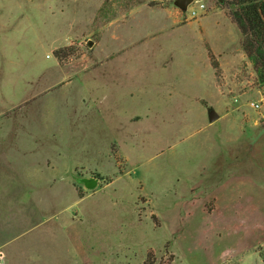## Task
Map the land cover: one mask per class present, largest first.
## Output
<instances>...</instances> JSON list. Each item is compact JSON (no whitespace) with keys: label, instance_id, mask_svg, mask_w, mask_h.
<instances>
[{"label":"rangeland","instance_id":"obj_1","mask_svg":"<svg viewBox=\"0 0 264 264\" xmlns=\"http://www.w3.org/2000/svg\"><path fill=\"white\" fill-rule=\"evenodd\" d=\"M198 4L0 0V264H264V81Z\"/></svg>","mask_w":264,"mask_h":264},{"label":"trees","instance_id":"obj_2","mask_svg":"<svg viewBox=\"0 0 264 264\" xmlns=\"http://www.w3.org/2000/svg\"><path fill=\"white\" fill-rule=\"evenodd\" d=\"M235 8L231 17L244 36L243 48L264 81V0H227Z\"/></svg>","mask_w":264,"mask_h":264},{"label":"crops","instance_id":"obj_3","mask_svg":"<svg viewBox=\"0 0 264 264\" xmlns=\"http://www.w3.org/2000/svg\"><path fill=\"white\" fill-rule=\"evenodd\" d=\"M214 23H215V28H213V30H215L214 31L215 35H213V36H218V35H221V34L223 36V33H220V31H219L221 26H222L220 24V18L216 19ZM230 23H233V22L230 21ZM90 45H92V43H90ZM243 55H246V53L243 52V54L241 56H243ZM223 59L224 60L227 59L229 61L230 60L231 61L234 60V59L228 58L227 55H225L224 53H223L222 60ZM221 65L223 66V62H221ZM199 77H201L200 74H198V78ZM220 119H221V117L219 116L218 119H216L215 121L220 120ZM263 119H264V115H263V118H252V119L251 118H230L229 117V119L227 121V125H228V128H227L228 133H227V135L230 136L229 141H233L230 144L238 141L239 139H245V140H243L245 142L246 141L249 142L250 140L251 141L255 140V142L253 144H249V143L246 142L248 144V147H250L251 152H254V153L256 151L257 152H259V151L262 152L261 150H259V147H260V142H261L260 139L262 138L261 129H262V127H264V120ZM235 127H236L237 131L235 133H233V129ZM230 129L232 130L231 133L229 132ZM246 134H249V135L246 136ZM240 136H241V138H239ZM236 143H238V142H236ZM243 147H245L244 144H243ZM230 151L233 153V147L231 145H229L228 151L226 152L227 156H229V154H231ZM237 151H238V149H237ZM243 167H244V169H246V171L249 172V169H250L249 164H245V165H243ZM251 170H254V168H251ZM228 187H229V185H227L226 188H228ZM230 191L231 190L227 191L228 195H227V198H225L226 199V209H227L226 211H229L230 204L234 203V197H238V194L236 192H234V191H233V194L230 195V193H231ZM231 197L233 199H230ZM232 205H234V204H232ZM256 210H258V209H256ZM231 211H233L232 212L233 215H236V214L238 215L239 214V212L235 208L231 209Z\"/></svg>","mask_w":264,"mask_h":264},{"label":"water","instance_id":"obj_4","mask_svg":"<svg viewBox=\"0 0 264 264\" xmlns=\"http://www.w3.org/2000/svg\"><path fill=\"white\" fill-rule=\"evenodd\" d=\"M194 0H178V4L183 7L186 8L189 6V4H191ZM222 2V0H220ZM210 120L211 121H215L216 119H218L219 114L217 111L215 110H211L210 113ZM82 182L85 184V187L88 189H94L95 187H97L98 185V180L95 178H85L82 180Z\"/></svg>","mask_w":264,"mask_h":264},{"label":"built area","instance_id":"obj_5","mask_svg":"<svg viewBox=\"0 0 264 264\" xmlns=\"http://www.w3.org/2000/svg\"><path fill=\"white\" fill-rule=\"evenodd\" d=\"M195 2L198 4V0H194V3ZM205 8H206V5L205 4H198V8L197 9L192 8L190 10L189 16L190 17H195V16L198 15V13H199L200 10H204ZM251 106L253 108H259L260 107V105L257 102H252L251 103Z\"/></svg>","mask_w":264,"mask_h":264}]
</instances>
